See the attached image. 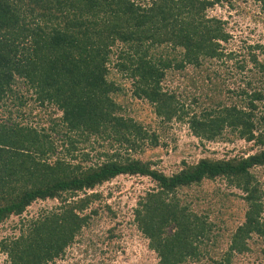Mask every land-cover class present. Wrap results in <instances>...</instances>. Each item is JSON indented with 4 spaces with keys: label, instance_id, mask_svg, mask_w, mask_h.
Returning <instances> with one entry per match:
<instances>
[{
    "label": "trees",
    "instance_id": "trees-1",
    "mask_svg": "<svg viewBox=\"0 0 264 264\" xmlns=\"http://www.w3.org/2000/svg\"><path fill=\"white\" fill-rule=\"evenodd\" d=\"M222 1L234 6L0 0V224L36 200L57 202L0 238L9 264L63 257L98 213L96 188L119 175L152 182L133 223L157 264H264V40L233 46L228 20L208 13ZM115 74L162 123L247 146L160 170L141 156L158 135L125 111Z\"/></svg>",
    "mask_w": 264,
    "mask_h": 264
},
{
    "label": "rangeland",
    "instance_id": "rangeland-1",
    "mask_svg": "<svg viewBox=\"0 0 264 264\" xmlns=\"http://www.w3.org/2000/svg\"><path fill=\"white\" fill-rule=\"evenodd\" d=\"M222 2L216 3L208 13L228 20L233 46L240 45L242 41L251 43L264 40V23L260 21L264 18V12L258 9L256 2L233 0L232 7ZM258 15L261 18L254 20V16ZM112 77L125 87L122 97L126 105L125 111L141 119L149 126L150 131L158 135L157 145L147 144L141 156L155 162L154 166L160 170L170 173L181 159L191 162L204 155L240 154L247 146L243 140L201 141L191 133L186 123L175 120L162 123L145 101L130 96L128 79L120 74ZM25 111L29 110L25 108ZM30 114L26 118L35 124L37 114H40L38 106L33 107ZM216 184L222 185L219 181ZM151 187L152 182L147 177L132 175H119L98 186L96 191L101 192L102 197L93 205L98 207V213L91 215L89 226L78 234L64 256L51 264H157L156 254L148 248L147 239L133 223V208L138 198ZM56 203V200L50 199L34 201L21 216L10 217L0 224V238L17 235L24 220ZM106 205L114 213H109ZM110 227H114L115 235L112 238L108 237L107 230ZM0 264H9L6 254L0 253Z\"/></svg>",
    "mask_w": 264,
    "mask_h": 264
}]
</instances>
